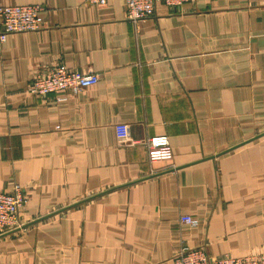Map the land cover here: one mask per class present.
Masks as SVG:
<instances>
[{
  "label": "crops",
  "instance_id": "1",
  "mask_svg": "<svg viewBox=\"0 0 264 264\" xmlns=\"http://www.w3.org/2000/svg\"><path fill=\"white\" fill-rule=\"evenodd\" d=\"M30 4L44 28L0 41V191L28 197L0 264L264 252V0L159 4L138 24L123 0H0ZM56 65L99 81L28 95ZM159 135L173 157L152 164L146 143Z\"/></svg>",
  "mask_w": 264,
  "mask_h": 264
},
{
  "label": "built area",
  "instance_id": "2",
  "mask_svg": "<svg viewBox=\"0 0 264 264\" xmlns=\"http://www.w3.org/2000/svg\"><path fill=\"white\" fill-rule=\"evenodd\" d=\"M90 5H103L108 0H86ZM127 8V19L134 24L143 22L156 15L159 4L178 9L193 0H123ZM43 6L5 5L0 6V41L4 42L9 35L41 30L45 26L42 16ZM99 76L95 73H81L70 70L64 65H56L45 74H37L26 87L30 96L47 97L60 92L78 94L95 86ZM64 101L66 98H58ZM150 163L169 162L172 160V147L168 136L151 137L146 143ZM172 168V167H171ZM28 197L20 185H15L10 192L0 191V237L21 230L24 223L20 212L27 204ZM183 225L196 227L200 220L190 216L180 219ZM174 264H264V252L243 256L224 255L211 258L204 248H182L173 259Z\"/></svg>",
  "mask_w": 264,
  "mask_h": 264
},
{
  "label": "water",
  "instance_id": "3",
  "mask_svg": "<svg viewBox=\"0 0 264 264\" xmlns=\"http://www.w3.org/2000/svg\"><path fill=\"white\" fill-rule=\"evenodd\" d=\"M4 236H5V235H4ZM1 237H3V236H1ZM1 237H0V238H1Z\"/></svg>",
  "mask_w": 264,
  "mask_h": 264
}]
</instances>
